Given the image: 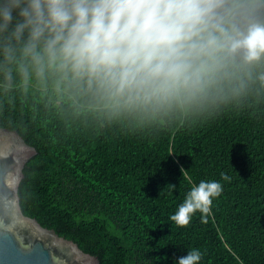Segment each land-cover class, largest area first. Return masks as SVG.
Here are the masks:
<instances>
[{"label": "trees", "instance_id": "obj_1", "mask_svg": "<svg viewBox=\"0 0 264 264\" xmlns=\"http://www.w3.org/2000/svg\"><path fill=\"white\" fill-rule=\"evenodd\" d=\"M220 11L240 32L264 24V0H225ZM0 127L36 150L18 185L23 214L98 264H178L192 249L199 264H264V55L224 56L197 87L148 104L54 69L24 78L0 55ZM201 181L223 187L207 221L197 211L176 225Z\"/></svg>", "mask_w": 264, "mask_h": 264}, {"label": "clouds", "instance_id": "obj_2", "mask_svg": "<svg viewBox=\"0 0 264 264\" xmlns=\"http://www.w3.org/2000/svg\"><path fill=\"white\" fill-rule=\"evenodd\" d=\"M225 0H0V55L27 78L54 69L125 103H159L197 87L224 56L264 55V24L223 23ZM11 69H9L10 75ZM184 172V170L182 169ZM223 180L230 177L221 173ZM175 187V185H173ZM218 181H201L170 220L207 221ZM192 249L178 264H199Z\"/></svg>", "mask_w": 264, "mask_h": 264}, {"label": "water", "instance_id": "obj_3", "mask_svg": "<svg viewBox=\"0 0 264 264\" xmlns=\"http://www.w3.org/2000/svg\"><path fill=\"white\" fill-rule=\"evenodd\" d=\"M35 153L16 130L0 127V264H98L97 255L23 214L17 190Z\"/></svg>", "mask_w": 264, "mask_h": 264}]
</instances>
